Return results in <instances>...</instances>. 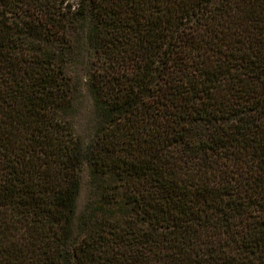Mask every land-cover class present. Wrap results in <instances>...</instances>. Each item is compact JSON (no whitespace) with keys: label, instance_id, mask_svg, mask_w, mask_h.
<instances>
[{"label":"trees","instance_id":"trees-1","mask_svg":"<svg viewBox=\"0 0 264 264\" xmlns=\"http://www.w3.org/2000/svg\"><path fill=\"white\" fill-rule=\"evenodd\" d=\"M0 264H264V0H0Z\"/></svg>","mask_w":264,"mask_h":264},{"label":"rangeland","instance_id":"rangeland-1","mask_svg":"<svg viewBox=\"0 0 264 264\" xmlns=\"http://www.w3.org/2000/svg\"><path fill=\"white\" fill-rule=\"evenodd\" d=\"M88 54L79 56L75 61H72L68 72L72 74L81 85L80 98L77 104L76 111L73 116V125L76 134L81 139L84 146L90 143L96 130V116L91 100V96L86 89V81L88 75ZM90 192V182L88 175V167L83 166L81 172V189L77 199L78 215L83 212Z\"/></svg>","mask_w":264,"mask_h":264}]
</instances>
